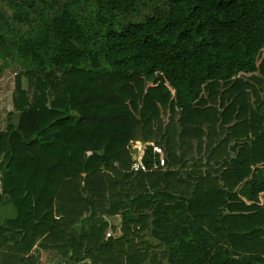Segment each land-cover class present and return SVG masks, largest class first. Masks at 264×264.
Here are the masks:
<instances>
[{
  "label": "trees",
  "instance_id": "obj_1",
  "mask_svg": "<svg viewBox=\"0 0 264 264\" xmlns=\"http://www.w3.org/2000/svg\"><path fill=\"white\" fill-rule=\"evenodd\" d=\"M10 2L17 21L34 6ZM124 11L137 13L138 0H63L12 40L26 67L15 74L0 131V203L14 208L0 224V239L8 231L14 239L0 264H31L41 236L39 246L53 242L67 264H162L123 246L136 220L169 264H264V95L254 84L264 92V0H166L118 23ZM7 39L0 30V52L12 57ZM227 125L241 147L219 163L215 187L193 189L194 198L169 192L182 179L175 166L185 139L197 132L210 144ZM133 139L154 140L166 168H153L159 157L148 147L147 170L129 171ZM98 207L102 226L67 228ZM118 212L116 233L104 240L112 227L104 215Z\"/></svg>",
  "mask_w": 264,
  "mask_h": 264
},
{
  "label": "rangeland",
  "instance_id": "obj_2",
  "mask_svg": "<svg viewBox=\"0 0 264 264\" xmlns=\"http://www.w3.org/2000/svg\"><path fill=\"white\" fill-rule=\"evenodd\" d=\"M63 0H34V6L32 8H28L25 11V19L23 21H17L13 14L14 10L11 5L10 0H0V30L3 34H5L7 39V46L13 56L4 55V53L0 52V131L4 130L6 127V115L7 112L13 109L12 106V91L14 87V77L17 71L25 70L26 67L24 63L20 60L21 58L17 55L15 51V45L12 40L16 37L27 35L31 32L34 24L39 19V16L43 11L51 12L53 8L57 5H60ZM166 0H138V9L137 13L124 11L119 16L118 23H122L128 20H141L145 15L153 13L157 8H164ZM78 8L81 12H86L89 9L88 3H83L78 5ZM90 18V16L88 15ZM264 56V47L260 50L257 59L261 60ZM257 60V61H258ZM25 66V67H24ZM249 74V73H248ZM243 75V74H242ZM247 76V75H243ZM22 86L24 88L27 87V79L23 76L21 78ZM255 82V81H254ZM150 84L151 82L148 81ZM256 90L259 91L262 96L264 95L263 88L261 84L257 82L254 83ZM264 85V84H263ZM251 91V90H250ZM256 99V96L253 95L251 98L252 101ZM255 102V101H254ZM253 102V108L256 107V103ZM219 105V102L217 103ZM219 110L222 111L224 109V104L219 105ZM176 120L179 117V114L175 115ZM161 118L164 122L168 120V114L166 111L161 113ZM17 119V112L13 111V121L15 122ZM223 128H218V130L223 129L219 132V135H215L212 138V142L207 143L205 138H199L198 144L193 146L190 144L189 148H185L183 150V154L178 151L176 153L177 157L181 156V160L176 164L175 168L179 170L178 177L182 178L181 180H174L169 184H167L166 189L169 192L178 194L183 193L187 198H194L193 189L197 190H208L212 186L215 187L214 178L219 175V163L222 159L233 157V151L236 152L240 147V143H233L226 135L228 133L229 125L222 126ZM182 131V127H179V134ZM195 132L192 133L194 135ZM199 137V136H198ZM249 139V138H248ZM247 139V140H248ZM146 144H154V140L143 141ZM247 140H245L247 142ZM201 145V146H200ZM225 145V146H224ZM252 145V143H250ZM159 146V145H157ZM200 146V148H198ZM232 146V148H231ZM160 147V146H159ZM163 151V149H162ZM164 153V151H163ZM165 156V153H164ZM175 156V157H176ZM171 157V156H170ZM173 157V158H175ZM209 159V162H208ZM154 169H165L166 164H158L153 167ZM217 170V171H216ZM255 170V168H251V171ZM205 172L209 173V176H205ZM202 181V184L199 182ZM221 184V182H219ZM197 193V192H195ZM259 201L264 200V193H260ZM97 209V208H96ZM14 208L8 203H0V224L5 225L7 223L8 216H14L13 213ZM101 207H98L96 213L93 217L89 219L86 213L84 212L82 218L75 220L74 223H70L67 228L75 229V227L80 226L81 223L86 225L90 221L96 224V226H102L104 224V220L100 219V216L97 215V212H101ZM57 216V213H54V216ZM55 216V217H56ZM120 214L119 212L113 216L107 217L104 215V218L107 222H111V226H106L104 229L103 239L106 240L105 231L109 228L112 229L113 232L115 228L118 227L120 222ZM57 218V217H56ZM58 220V219H57ZM61 220V219H59ZM147 222V221H146ZM91 223V222H90ZM141 225V226H140ZM148 224H145L143 221L138 223L136 220L135 224H130L127 228L124 229V233L121 236L123 242V246H127L128 244L137 246L140 250H145L148 256H155L160 260L162 264H169L167 262V252L165 254V248L162 244H160L157 240L153 239V237L149 233V229L147 228ZM6 236V237H4ZM4 236L0 239V262L7 257L9 258V254L12 252L10 248L13 246V232L8 231ZM42 237V236H41ZM40 237V238H41ZM39 238V239H40ZM38 240H35L33 246L29 249L31 255H38L37 253L40 251L38 245ZM119 239V238H118ZM239 246L242 247L241 242H236ZM36 245V246H35Z\"/></svg>",
  "mask_w": 264,
  "mask_h": 264
},
{
  "label": "crops",
  "instance_id": "obj_3",
  "mask_svg": "<svg viewBox=\"0 0 264 264\" xmlns=\"http://www.w3.org/2000/svg\"><path fill=\"white\" fill-rule=\"evenodd\" d=\"M200 129H204V128H200ZM198 130L199 129H197V131ZM190 138L192 140L189 139V138H186L185 139L188 144H186V145L183 146L184 149L185 148H189V145L190 144H192V146H193V144L194 145H197L199 138L200 139L201 138H204V136L203 135H199V137H198L197 132H195L194 135L191 136ZM155 146H157V145H155ZM200 146H198V148H200ZM157 147H159V146H157ZM159 148L160 149H159V151H158L157 154H158V157H159V164L162 165L163 164V161H164V153L162 151V148L161 147H159ZM262 193H264V191ZM50 244H51L50 247L49 246H47V247L39 246V244L37 246L35 245L36 247H39V250L40 251L37 253L38 255H34V257L32 255V262H30V263L31 264H67L69 261L67 259H65V257H63L60 254L59 251H57V249L54 247V243L51 242ZM18 264H24V261L21 262V263L19 262Z\"/></svg>",
  "mask_w": 264,
  "mask_h": 264
},
{
  "label": "built area",
  "instance_id": "obj_4",
  "mask_svg": "<svg viewBox=\"0 0 264 264\" xmlns=\"http://www.w3.org/2000/svg\"><path fill=\"white\" fill-rule=\"evenodd\" d=\"M148 147H152L153 152L158 153L159 147L154 144H146L140 140L133 139L127 144V148L130 154L129 171L138 172L147 170L146 165L143 162L144 154ZM155 166V165H154ZM58 218V216H56ZM116 232H113L111 228L105 231V237H113Z\"/></svg>",
  "mask_w": 264,
  "mask_h": 264
}]
</instances>
